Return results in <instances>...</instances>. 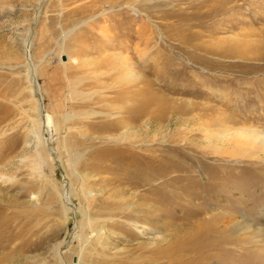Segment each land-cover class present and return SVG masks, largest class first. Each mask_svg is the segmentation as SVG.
<instances>
[{"label":"rangeland","instance_id":"rangeland-1","mask_svg":"<svg viewBox=\"0 0 264 264\" xmlns=\"http://www.w3.org/2000/svg\"><path fill=\"white\" fill-rule=\"evenodd\" d=\"M200 4L0 0V173L14 177L0 179V209L17 235L0 264H172L155 252L195 218L187 209L201 206L198 218L227 215L223 232L236 242L207 264H264V0ZM204 9L217 10L201 23ZM119 51L125 68L108 64ZM144 80L170 101L161 125L140 120L125 139L124 129L102 130L116 116L109 98ZM37 100L54 115L57 135L48 143L33 125ZM91 110L100 114L86 117ZM114 145L176 159L181 167L166 174H190L178 188L184 198L156 211L135 197L147 195V184L140 191L112 181L98 165ZM125 196L140 213L120 218L128 232L101 215ZM86 207L103 223L86 221ZM243 221L251 230L236 226ZM257 222L263 229L255 232ZM104 223L101 239H89Z\"/></svg>","mask_w":264,"mask_h":264},{"label":"bare ground","instance_id":"bare-ground-1","mask_svg":"<svg viewBox=\"0 0 264 264\" xmlns=\"http://www.w3.org/2000/svg\"><path fill=\"white\" fill-rule=\"evenodd\" d=\"M206 3L207 0H202V4H200L199 6L204 7ZM224 5H226V3L220 5L217 9L220 8L223 10ZM188 7H192V5H189ZM217 9H211V10L204 9V11H200L199 13L200 22L201 23L205 22L204 19L209 17V14ZM217 12L219 11H216L215 13ZM237 50L240 51L239 49H235L234 51L237 52ZM240 53L242 54V51H240ZM141 56H143V54ZM107 59H108L107 61L110 60L108 64L113 63L114 65L119 66V68L122 67L125 68V65L127 64L123 52L120 51L115 55L108 57ZM131 73L135 79L137 78L139 79L140 77L139 72L136 71L135 68L131 71ZM124 88L125 89L123 91H118L117 93H115L114 96L109 98L112 102L110 105L108 104L110 112H116L115 114L116 116L114 117V119H111V122L108 123L107 125L103 124L102 130L111 133L114 130L124 129L122 130L123 132L121 133V135H119L120 136L119 139H125L126 136L129 134L130 128L136 125L137 122H140V120H143V122L146 123L147 125L150 126L155 125L156 127H159V125H161V123L166 118V114L169 109L168 102H170L169 99L165 96V94L161 91V89H157L154 86V84H152L148 80L146 81L144 80L142 86L138 85L136 89H133L131 91L129 90L128 87H124ZM40 101L41 100H37L36 103V111H37L36 115L38 117V120H35L33 125H35L34 127L37 129V131L43 135L42 136L44 140L43 143L44 142L48 143L53 138L54 135H57V131H55L56 124L54 121V115L51 114V112L49 113L47 111L42 110L43 108ZM173 108L176 107L174 106ZM176 110H178V108ZM87 114L88 115L86 117H90V116H96L100 114V112L91 110L88 111ZM92 123L94 124L95 121ZM138 148H141V146H139ZM154 151H155L154 149L129 150L128 148H122L120 146L114 145L111 148H108V150L103 152L104 155L102 154L103 156L100 159L101 162L99 161L100 165H98V168L99 170L109 169L113 175V177L111 178L112 181L119 180L122 183L126 182L129 185L128 187L135 188L136 190L142 191L141 189L142 188L144 189V186L147 184L148 187H146L144 190L149 196L143 193L141 194L137 193L135 194V197L141 199V202L144 201V204L148 205V208H155V210L157 211L161 208H168L177 200L179 201L184 198L183 196L184 192L182 191L181 193L178 190V188L183 187L182 186L183 181H185L187 177H190V174H186V173L172 174V172L166 174V172L170 168L181 167L179 165L180 163H176L177 161L176 159H172L173 157L166 158L164 155L156 154ZM108 161L110 164L107 163ZM0 179L13 180L14 177L7 176L4 173H0ZM89 194L92 197L94 195L92 194V191H90ZM38 198L39 196L35 197L36 200ZM151 200H154L155 203H149ZM202 200L204 201V198H202ZM128 201L131 200L129 199V197L126 196L124 198H116L114 204L105 205L104 209L101 212L102 216L107 217V215H109L107 219L110 220V222L116 220L114 216L117 219H119L120 229L127 232L132 230L129 227V225L126 224L125 221H121L120 218H125L127 220V219H132L133 217L136 218L140 217V213L137 214L132 212V210L134 211V209H132L133 208L132 206H127ZM62 202L65 206L68 205L67 203H65L64 199H62ZM84 210H85L86 221H90V223L92 221H94L93 223L98 222L96 221L97 220L96 218L92 217L89 208L86 207ZM203 211H204V206H201V208L199 209H196L195 207L188 208L186 215L188 217L195 216V218L194 219L190 218L192 220H190L187 223L185 222L186 224L182 228L183 229L182 234H179L178 233L179 231L177 232L175 230L169 231V233L166 234L168 238L167 239L168 243L163 249H158L159 251H156L155 255L164 256L165 254L168 260L174 262L172 264H207L209 259L215 258L216 260L221 258L224 255L223 252L226 241L230 240L227 237V235L223 232L224 228L226 227L225 225H228L226 218L227 215L226 216L215 215L216 213L212 214L207 212L204 217L198 218V216H202ZM155 215L157 216L158 214L156 213ZM6 219H7L6 214L4 213V211L0 209V261L7 258V255L4 253L2 249L8 246V244L12 242V240H15L17 238L16 234H11V232L9 233V227H8L9 223H7ZM234 221H236V219ZM100 222L101 221L98 222L99 225L103 223ZM119 222H117V224ZM114 223L116 224V222ZM95 226L91 227V235L89 236V239L95 237L96 240H100L103 235V229H107L106 225L104 223L103 226L99 228ZM236 226H240L241 228H245V230L246 229L249 230L253 226V223H251L250 221L249 222L243 221L236 224ZM255 226H256V228L254 229L255 232L259 231L260 229H263L262 225H258V222L255 223ZM233 243L235 245L236 242ZM242 249L241 250L239 249L240 252H242L241 254H246L247 251L245 252V250ZM179 251H183L184 253L190 252V254L185 253L187 254L186 255L187 258L185 255L183 256V254H180L178 256ZM241 254H238L235 257L236 263L238 260L240 261L242 259L241 256H239ZM12 256L13 253H11L8 258H12ZM182 257L185 260H182L181 259Z\"/></svg>","mask_w":264,"mask_h":264}]
</instances>
